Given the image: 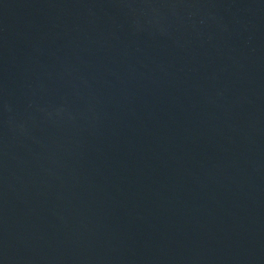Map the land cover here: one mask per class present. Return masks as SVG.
Instances as JSON below:
<instances>
[{"label": "water", "instance_id": "water-1", "mask_svg": "<svg viewBox=\"0 0 264 264\" xmlns=\"http://www.w3.org/2000/svg\"><path fill=\"white\" fill-rule=\"evenodd\" d=\"M0 264H264V0H0Z\"/></svg>", "mask_w": 264, "mask_h": 264}]
</instances>
